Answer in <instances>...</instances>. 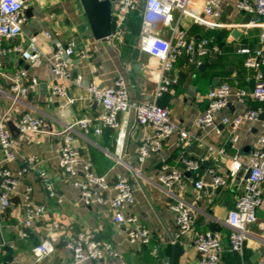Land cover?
Masks as SVG:
<instances>
[{
    "label": "crops",
    "instance_id": "crops-1",
    "mask_svg": "<svg viewBox=\"0 0 264 264\" xmlns=\"http://www.w3.org/2000/svg\"><path fill=\"white\" fill-rule=\"evenodd\" d=\"M25 1L29 3V0ZM140 2L139 11L127 16L125 33L121 38L111 36L100 40L91 35L81 0H71L70 3L67 0H30V5L26 7L32 8V16L26 15L27 21L23 25L24 38L27 40L30 35L38 34L45 54L35 64L25 62L13 51L0 56V87L6 90L7 76L21 68H28L31 74L38 77L40 84L9 115L8 126L11 131L10 124L15 125L17 117L23 111H30L42 117L43 123L39 132L11 131L18 149L17 159L10 164L11 168L24 166L30 156L36 157V166L25 173L22 184L12 196L10 207L1 216L0 264H70L68 243L80 231L90 232L95 239L115 246L125 264H197L199 252L193 246V233L184 235L177 243L169 241V234L174 235L175 232L170 199L155 182L163 162L184 170L186 198L194 199L196 195L200 196L195 230H218L228 240L230 228L224 221L228 211L243 193V183L238 176L228 175L226 161H216L207 156L208 145L224 148L229 156L239 153L247 158L257 145L259 122L245 120L236 129L237 140H234V131L221 119L224 115L239 114L248 108L260 107L264 111V101L256 100L251 94L257 70L245 65L248 54L241 51L247 47L253 53L260 46V28L248 29L242 22L246 14L235 8L227 16L226 22L216 29L196 23L190 14L180 15L179 11H175V18L181 19V24L189 35L209 36L222 48V53L217 54L218 59L210 54L205 56L200 64L188 62L186 56L180 57L170 72L171 78L174 79L170 90L158 100L160 105L170 109L172 118L179 127L193 135L189 143L182 144L177 131L165 141L160 153H152L144 163H139V147L150 128L137 122L133 109L118 115V129L104 127L97 133L94 130L96 120L91 123L89 129H77L74 145L81 154L77 164L80 177H84V165L89 162L97 174L106 175L112 180L118 173L127 174L132 178L135 184V202L130 210L137 213L143 223L152 230L150 244L144 246L129 243L125 225L113 220L106 205L81 204L79 191L72 185L73 178L59 168L60 141L54 132L79 118L96 119L101 107L87 98L83 87L71 83L66 85L69 96L74 98L72 103L50 100L49 82L52 74L47 57L51 46L44 36V31L52 32L63 44L74 42L78 49L87 52L86 57H73L74 75L82 73L88 81L101 87L113 85L121 76L132 101H153L161 62L141 51L139 47L144 8L143 0ZM227 5L231 3L227 1ZM191 7L203 15L204 0H193ZM234 29H240L242 33L234 37ZM165 35H169L167 28ZM20 42L19 37L14 41L5 40L3 45L9 48ZM237 44L240 46H236ZM222 82L245 88L249 94L244 102L230 97L228 107L217 114L215 125L198 128L195 119L208 107L209 91ZM42 84L45 85L44 88L41 87ZM6 105V99L0 96V110L5 111ZM119 137L123 140L122 149L117 145ZM120 154L124 162L119 160ZM186 159H203L200 169L196 172L186 170ZM211 168L227 175L226 187L195 189L194 181ZM41 169L52 182L57 192L56 197L49 196L39 176ZM133 169L138 173L149 198L135 181ZM25 185L32 187L33 200L46 206L45 214L36 222L27 237L21 235L24 229L21 191ZM261 187L263 205L258 209L256 222L251 225L254 238H251L245 247L244 261L247 264H258L264 253H260L264 247V182ZM49 234L55 238L54 250L37 263L32 249ZM122 260L106 256L102 261L89 264H119ZM223 264H242L241 256L226 250Z\"/></svg>",
    "mask_w": 264,
    "mask_h": 264
},
{
    "label": "built area",
    "instance_id": "built-area-1",
    "mask_svg": "<svg viewBox=\"0 0 264 264\" xmlns=\"http://www.w3.org/2000/svg\"><path fill=\"white\" fill-rule=\"evenodd\" d=\"M139 1L116 0L114 28L111 36L122 37L125 33L127 16L138 8ZM192 1L143 0L139 47L141 51L158 58L161 62L153 101H132L125 80L121 76L114 81L113 85L101 87L88 81L82 73L74 75L73 57L75 55L86 57L87 52L78 49L74 42L63 44L54 37L52 32L44 31V36L50 41L51 46V52L47 57L52 74L49 82L50 100L72 103L74 98L69 96L66 85V83H71L83 87L87 92V98L91 102L100 104L101 107L96 119L79 118L66 123L60 130L54 132L60 141L59 168L73 178L72 185L79 191L81 204L106 205L113 220L125 225L129 243H139L145 246L150 244L152 239V230L143 223L137 213L130 210L135 202V184L132 178L127 174L118 173L112 180L106 175L97 174L89 162L85 163L84 177L81 178L77 166L81 154L74 145V139L78 128L89 129L94 120H96L94 130L97 133H100L104 127L118 129L120 126L118 115L133 109L137 122L150 128V132L142 139L139 147L137 157L139 163H144L152 153H160L165 141L177 131H179L182 144L189 143L193 135L179 127L172 118L170 109L160 105L158 100L170 90L174 82L170 72L180 57L186 56L188 62L200 64L205 56L213 53L221 54L222 48L209 36L189 35L181 24V19L175 18V11H179L180 15L190 14L196 23L212 29L224 24L220 19L224 14L227 1L238 11L251 15L245 25L248 29L260 28V46L253 53L247 47L242 48L241 51L248 54L245 58V65L257 70L251 94L256 100L264 101V0H204L203 15L191 7ZM27 6L28 3L25 0H0V56L13 51L25 62L35 64L42 59L45 53L38 34L30 35L27 40L24 38L23 25L27 21L25 13ZM166 28L169 31L167 37ZM19 37L21 38L20 43L9 48L4 47L3 41H14ZM7 78V89L0 87V96L7 101L5 111L0 110V227L1 216L10 207L12 196L22 184L25 173L36 166L34 164L36 157L30 156L26 159L24 166L11 168L10 164L17 159L18 149L7 121L14 109L40 84L38 77L31 74L28 68H21L8 75ZM248 94L247 89L233 86L228 82H222L213 87L208 93V107L195 119L196 126L205 128L215 125L217 114L228 107L230 97L233 96L237 101L244 102ZM262 112L264 111L260 107L248 108L239 114L224 115L221 119L234 131V140H237L236 129L245 120L259 122L257 145L247 158L239 153L229 156L224 148L208 145L207 156L216 161H226L228 175L238 176L243 183V193L237 198L234 207L228 211L224 221L230 228L228 240L218 230H195L200 196L196 195L194 199L184 196L187 184L183 169L165 162L159 168L155 182L170 199V209L174 216L175 232L172 243H177L184 235L193 233V246L199 252L197 264H222L226 250L238 253L242 264H247L244 261L245 247L247 242L254 238L251 225L256 222L258 209L263 205L261 184L264 182V118L260 119ZM42 123V117L30 111H23L17 117L15 126L20 133L39 132ZM195 138L199 139L196 136ZM117 145L122 149L121 137L117 139ZM118 158L124 162L121 154ZM184 161L186 170L196 172L200 169L203 159ZM39 176L49 196L56 197L57 192L47 173L41 169ZM226 185L227 175L213 168L208 169L201 178L194 181L195 189L199 190L209 186L213 189H220ZM21 196L24 209V229L21 235L27 237L36 222L45 214L46 206L33 200L30 185L24 186ZM54 241L55 238L49 234L33 247L32 252L37 263L53 252ZM68 248L71 253L70 264L99 262L106 256L122 260L119 249L112 244H104L95 239L90 232H78L69 241ZM119 264L125 263L122 260ZM258 264H264V253Z\"/></svg>",
    "mask_w": 264,
    "mask_h": 264
},
{
    "label": "water",
    "instance_id": "water-1",
    "mask_svg": "<svg viewBox=\"0 0 264 264\" xmlns=\"http://www.w3.org/2000/svg\"><path fill=\"white\" fill-rule=\"evenodd\" d=\"M82 6L84 8L86 17H87V25L90 29L91 35L97 39H105L111 37L114 28V11L116 9V0H81ZM233 9L232 5H227L224 10V14L222 15L220 21L225 23L227 20V16L231 14ZM25 13L28 17L32 16V8H26ZM251 18L250 14H247L242 21L243 24H246ZM242 31L240 29H234L233 36L238 37ZM240 46V45H236ZM214 57L218 59V55L216 53L212 54ZM44 84L41 87L44 88ZM264 118V112L261 113L260 119ZM11 131L19 132L14 124H10ZM128 162V161H127ZM133 176L135 181L142 187L143 191L146 193L142 182L135 170H133ZM208 189H212V187H208ZM149 198L148 194L146 193ZM152 206L155 211L158 213L157 208L154 206L152 201L150 200ZM160 217V216H159ZM169 241L173 242L174 237L172 234H169ZM264 252V247L261 249L260 253Z\"/></svg>",
    "mask_w": 264,
    "mask_h": 264
},
{
    "label": "trees",
    "instance_id": "trees-1",
    "mask_svg": "<svg viewBox=\"0 0 264 264\" xmlns=\"http://www.w3.org/2000/svg\"><path fill=\"white\" fill-rule=\"evenodd\" d=\"M139 6H141V2L139 1V3H138V7ZM139 9H140V7L139 8H137L136 10H134V11H132L131 13H134V14H136L138 11H139ZM138 10V11H137ZM137 11V12H136ZM136 12V13H135ZM130 13V14H131ZM129 17V16H128ZM128 19V18H127ZM127 19H126V22H127ZM134 19V17L133 18H131V20H130V22L132 21ZM128 23H129V20H128ZM134 23V22H133ZM133 25V24H132ZM212 41L213 42H216L217 43V41H215L214 39H212ZM224 259H225V253L223 254V259H222V264L224 263Z\"/></svg>",
    "mask_w": 264,
    "mask_h": 264
},
{
    "label": "rangeland",
    "instance_id": "rangeland-1",
    "mask_svg": "<svg viewBox=\"0 0 264 264\" xmlns=\"http://www.w3.org/2000/svg\"><path fill=\"white\" fill-rule=\"evenodd\" d=\"M69 3L71 2V0H67ZM28 5H30V0H29V3H28Z\"/></svg>",
    "mask_w": 264,
    "mask_h": 264
}]
</instances>
